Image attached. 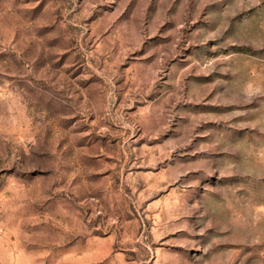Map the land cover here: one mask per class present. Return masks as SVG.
Returning a JSON list of instances; mask_svg holds the SVG:
<instances>
[{
  "label": "rangeland",
  "instance_id": "1",
  "mask_svg": "<svg viewBox=\"0 0 264 264\" xmlns=\"http://www.w3.org/2000/svg\"><path fill=\"white\" fill-rule=\"evenodd\" d=\"M0 264H264V0H0Z\"/></svg>",
  "mask_w": 264,
  "mask_h": 264
}]
</instances>
